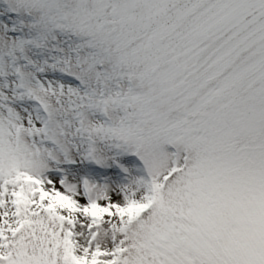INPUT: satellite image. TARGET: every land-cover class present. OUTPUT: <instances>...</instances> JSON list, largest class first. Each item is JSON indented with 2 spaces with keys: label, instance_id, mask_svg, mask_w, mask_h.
I'll return each mask as SVG.
<instances>
[{
  "label": "snow or ice",
  "instance_id": "obj_1",
  "mask_svg": "<svg viewBox=\"0 0 264 264\" xmlns=\"http://www.w3.org/2000/svg\"><path fill=\"white\" fill-rule=\"evenodd\" d=\"M0 264H264V0H0Z\"/></svg>",
  "mask_w": 264,
  "mask_h": 264
}]
</instances>
